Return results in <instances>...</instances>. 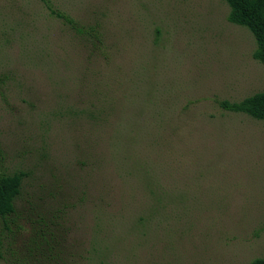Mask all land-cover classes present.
<instances>
[{
	"label": "rangeland",
	"instance_id": "rangeland-1",
	"mask_svg": "<svg viewBox=\"0 0 264 264\" xmlns=\"http://www.w3.org/2000/svg\"><path fill=\"white\" fill-rule=\"evenodd\" d=\"M224 0H0V264L264 258V91Z\"/></svg>",
	"mask_w": 264,
	"mask_h": 264
},
{
	"label": "trees",
	"instance_id": "trees-1",
	"mask_svg": "<svg viewBox=\"0 0 264 264\" xmlns=\"http://www.w3.org/2000/svg\"><path fill=\"white\" fill-rule=\"evenodd\" d=\"M46 2L47 0H41ZM229 8L228 21L246 27L255 37L257 47L253 59L264 65V0H224ZM221 107L233 113L246 114L257 121H264V91L246 97L240 102L222 101ZM24 172L0 176V216L15 212V203L21 193ZM249 264H264V258H256Z\"/></svg>",
	"mask_w": 264,
	"mask_h": 264
}]
</instances>
